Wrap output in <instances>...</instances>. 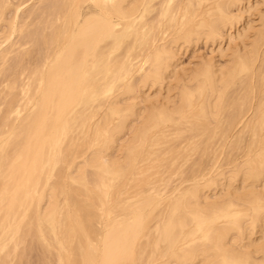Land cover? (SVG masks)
Instances as JSON below:
<instances>
[{"label": "bare ground", "instance_id": "6f19581e", "mask_svg": "<svg viewBox=\"0 0 264 264\" xmlns=\"http://www.w3.org/2000/svg\"><path fill=\"white\" fill-rule=\"evenodd\" d=\"M33 247L264 264V0H0V264Z\"/></svg>", "mask_w": 264, "mask_h": 264}, {"label": "rangeland", "instance_id": "374dc122", "mask_svg": "<svg viewBox=\"0 0 264 264\" xmlns=\"http://www.w3.org/2000/svg\"><path fill=\"white\" fill-rule=\"evenodd\" d=\"M30 5H32V4H30ZM29 6H27L25 8L26 10L24 9V11H22L23 14L27 13L28 12L27 10L30 11L31 6L30 7ZM20 14H22V13H20ZM199 55H203V56H208L209 55V48H205V46L202 43L199 44L198 46H196L195 48L189 49L185 54H183V56H182L183 65L184 66H189L191 64V62L196 57H198ZM24 252L26 253V254L24 253L25 256H26V258L24 256V263H26V264H42V261L40 259H42L43 256H42V253L40 252V250H38V248H34V247L33 248H28ZM43 264H44V262H43Z\"/></svg>", "mask_w": 264, "mask_h": 264}, {"label": "snow or ice", "instance_id": "6c2138e0", "mask_svg": "<svg viewBox=\"0 0 264 264\" xmlns=\"http://www.w3.org/2000/svg\"><path fill=\"white\" fill-rule=\"evenodd\" d=\"M96 7H97V8H99L100 6H99V5H97Z\"/></svg>", "mask_w": 264, "mask_h": 264}]
</instances>
